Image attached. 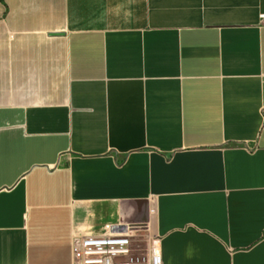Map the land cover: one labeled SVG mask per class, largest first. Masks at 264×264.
<instances>
[{"label": "crops", "instance_id": "1", "mask_svg": "<svg viewBox=\"0 0 264 264\" xmlns=\"http://www.w3.org/2000/svg\"><path fill=\"white\" fill-rule=\"evenodd\" d=\"M263 76L264 0H0V264H264Z\"/></svg>", "mask_w": 264, "mask_h": 264}, {"label": "built area", "instance_id": "2", "mask_svg": "<svg viewBox=\"0 0 264 264\" xmlns=\"http://www.w3.org/2000/svg\"><path fill=\"white\" fill-rule=\"evenodd\" d=\"M72 257L75 264H162L161 237L152 220L143 225L107 222L98 234L76 238Z\"/></svg>", "mask_w": 264, "mask_h": 264}]
</instances>
